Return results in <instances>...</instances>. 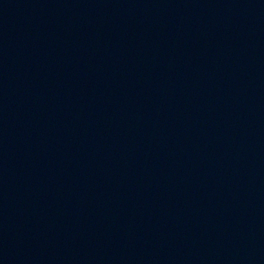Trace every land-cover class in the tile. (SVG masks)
I'll use <instances>...</instances> for the list:
<instances>
[{
    "label": "water",
    "instance_id": "water-1",
    "mask_svg": "<svg viewBox=\"0 0 264 264\" xmlns=\"http://www.w3.org/2000/svg\"><path fill=\"white\" fill-rule=\"evenodd\" d=\"M0 193L49 264H264V0H0Z\"/></svg>",
    "mask_w": 264,
    "mask_h": 264
}]
</instances>
